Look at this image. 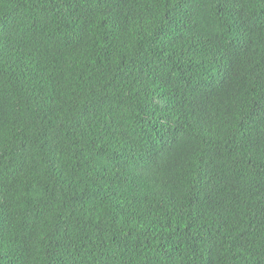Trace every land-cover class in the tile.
I'll return each instance as SVG.
<instances>
[{
	"label": "trees",
	"instance_id": "trees-1",
	"mask_svg": "<svg viewBox=\"0 0 264 264\" xmlns=\"http://www.w3.org/2000/svg\"><path fill=\"white\" fill-rule=\"evenodd\" d=\"M0 264H264V0H0Z\"/></svg>",
	"mask_w": 264,
	"mask_h": 264
}]
</instances>
